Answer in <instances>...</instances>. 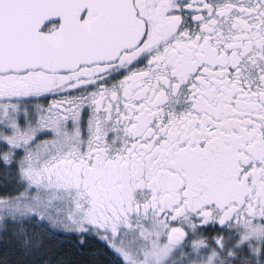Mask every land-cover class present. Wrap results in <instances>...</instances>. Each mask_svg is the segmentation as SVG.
I'll use <instances>...</instances> for the list:
<instances>
[{"label":"snow or ice","instance_id":"1","mask_svg":"<svg viewBox=\"0 0 264 264\" xmlns=\"http://www.w3.org/2000/svg\"><path fill=\"white\" fill-rule=\"evenodd\" d=\"M0 264H264V0H0Z\"/></svg>","mask_w":264,"mask_h":264}]
</instances>
